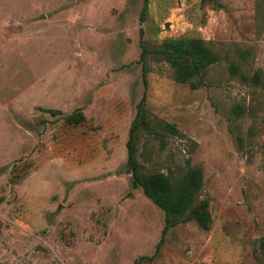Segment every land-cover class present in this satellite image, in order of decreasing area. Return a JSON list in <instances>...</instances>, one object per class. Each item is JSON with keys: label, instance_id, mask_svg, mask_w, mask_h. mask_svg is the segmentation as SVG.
<instances>
[{"label": "rangeland", "instance_id": "obj_1", "mask_svg": "<svg viewBox=\"0 0 264 264\" xmlns=\"http://www.w3.org/2000/svg\"><path fill=\"white\" fill-rule=\"evenodd\" d=\"M143 4L0 0V264H264V0ZM182 37L196 88L142 57Z\"/></svg>", "mask_w": 264, "mask_h": 264}, {"label": "trees", "instance_id": "obj_2", "mask_svg": "<svg viewBox=\"0 0 264 264\" xmlns=\"http://www.w3.org/2000/svg\"><path fill=\"white\" fill-rule=\"evenodd\" d=\"M141 10L140 18L145 14L146 2ZM142 49V57L145 51L148 55L156 61H163L168 64L171 69L172 78L179 83H187L191 88H196L200 83V77L205 73L208 66L214 64L217 59V53L212 47L200 38H164L159 44L154 45L152 48ZM143 71L145 70V63H143ZM231 72H234L233 66H231ZM143 83L145 84V78L143 77ZM65 122L69 124H76L82 119V114L77 111L75 113L65 116ZM135 121L131 122L128 129V136L125 142L126 150V166L130 171L132 186L140 185L144 194L147 195L158 207L164 208V200L160 198L159 192L151 193L147 190L146 185L140 182L136 174V164L134 160V148L132 144V135L136 130ZM165 224L161 229L163 234L167 228L168 218L164 216ZM162 237V236H161ZM160 237V239H161ZM142 259H150V257H141Z\"/></svg>", "mask_w": 264, "mask_h": 264}]
</instances>
